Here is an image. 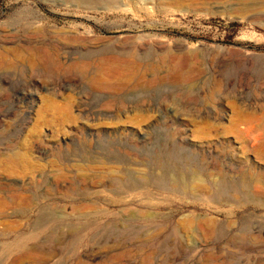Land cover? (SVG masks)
Instances as JSON below:
<instances>
[{"label":"rangeland","instance_id":"obj_1","mask_svg":"<svg viewBox=\"0 0 264 264\" xmlns=\"http://www.w3.org/2000/svg\"><path fill=\"white\" fill-rule=\"evenodd\" d=\"M0 264H264V0H0Z\"/></svg>","mask_w":264,"mask_h":264},{"label":"bare ground","instance_id":"obj_2","mask_svg":"<svg viewBox=\"0 0 264 264\" xmlns=\"http://www.w3.org/2000/svg\"><path fill=\"white\" fill-rule=\"evenodd\" d=\"M112 1V0H111ZM31 55H32V57H34V55H35V53H33V52H31ZM164 157L162 156V159H158L157 160V165L159 166V167H164V165H165V163H166V161L163 159ZM182 171H184L182 168H176V169H174V172L176 173V174H181V172ZM172 178V177H171ZM178 178H179V176H178ZM173 179V181L175 180L174 178H172Z\"/></svg>","mask_w":264,"mask_h":264}]
</instances>
